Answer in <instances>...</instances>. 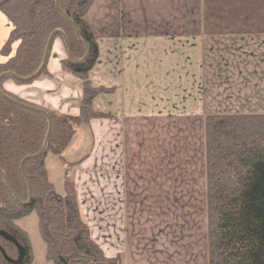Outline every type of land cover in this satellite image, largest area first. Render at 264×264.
<instances>
[{
    "label": "crops",
    "instance_id": "obj_1",
    "mask_svg": "<svg viewBox=\"0 0 264 264\" xmlns=\"http://www.w3.org/2000/svg\"><path fill=\"white\" fill-rule=\"evenodd\" d=\"M86 19L100 47L92 81L114 88L95 106L113 115L90 121L87 156L47 161L52 181L62 191L69 168L92 236L126 264H209L206 117L264 112V0H94ZM12 28L0 10V62L16 52L18 42L2 53ZM65 55L56 39L46 73L6 87L78 113L82 81L63 70ZM183 149L198 155L199 178L183 174ZM17 223L31 264H55L37 213Z\"/></svg>",
    "mask_w": 264,
    "mask_h": 264
},
{
    "label": "trees",
    "instance_id": "obj_2",
    "mask_svg": "<svg viewBox=\"0 0 264 264\" xmlns=\"http://www.w3.org/2000/svg\"><path fill=\"white\" fill-rule=\"evenodd\" d=\"M93 1L59 0L66 17L57 0H0V10L13 23L2 53L9 55L12 44L18 42L16 52L0 62V75L14 72L27 77L35 73L43 63L49 37L57 29L64 31L74 55L84 58L75 61L59 33L37 76L47 72L54 43L61 39L66 47L61 58L63 70L83 82L77 114L50 109L5 85L7 81L22 85L33 80L8 75L0 82L1 90L20 102L0 93V264H14L1 247L13 259L21 254L9 235L24 249L19 264L32 263L28 232L17 223L32 212L38 215L47 258L55 264H121L120 259L106 256L92 238L69 168H65L63 190L59 191L47 164L50 153L65 164L69 162L66 153L80 127L94 118L113 115L95 106L97 98L114 88L94 84L91 78L100 58L98 40L86 19ZM37 108L48 112L52 130L45 151L29 157L42 149L49 130L48 117ZM205 128L209 264H264V112L208 114Z\"/></svg>",
    "mask_w": 264,
    "mask_h": 264
},
{
    "label": "rangeland",
    "instance_id": "obj_3",
    "mask_svg": "<svg viewBox=\"0 0 264 264\" xmlns=\"http://www.w3.org/2000/svg\"><path fill=\"white\" fill-rule=\"evenodd\" d=\"M93 3H94V1H93ZM96 38H97V36H96ZM8 82L9 81L5 82V85ZM82 87H83V82H82ZM83 90H84V87H83ZM82 97H83V95H82ZM103 104L109 105V101H106ZM215 104L218 105V106H221L222 105V102L221 101H217ZM50 109H53V110H56V111H59V112L65 113V114H72V113L66 112L65 110L54 109V108H50ZM79 111H80V108H79ZM217 113H222V112H217ZM212 114H216V113H212ZM188 136L190 137V133H188ZM81 138L84 139V141L86 139L87 140L84 142V144H83V142H81L82 143V147L79 148V146H75V145H76V141H79V139H81ZM90 138H91V133H90V130H89V123H88V124L83 125V126L80 127V129L78 131V134L75 136L74 141L71 143L70 148H69L70 151H69V153H66V156L68 157V159H70V160H76V159L80 158L82 155L90 152V143H92L91 142L92 140H90ZM183 138H184V134H183ZM191 140L194 141L193 138H191ZM193 153H194V150L187 151L186 149H183V151H182V162H183L182 170H183V174L195 173V176L197 178H199L200 175H201V172L200 171L202 170V163L200 162V160L198 158V155H196V154L193 155ZM47 161L50 162V166L52 167V165L54 164V162H57V161H60V160H59V158L56 155H53V154L50 153L48 155V157H47ZM68 175H69V173H68ZM72 177L74 178V176H72ZM74 184H75V179H74ZM195 199H198L199 201L201 200L199 198H195ZM184 205H185V202H184ZM38 226H39V224H38ZM92 238L95 240V238L93 236H92ZM96 243H98V242L96 241ZM103 250H104V253L106 254V256L120 259L121 264H126V260L124 259V257H125L124 255H122V256L121 255H119V256L114 255L113 256V254H110L109 252L105 251L104 248H103ZM151 252L152 253H155L154 251H151Z\"/></svg>",
    "mask_w": 264,
    "mask_h": 264
},
{
    "label": "water",
    "instance_id": "obj_4",
    "mask_svg": "<svg viewBox=\"0 0 264 264\" xmlns=\"http://www.w3.org/2000/svg\"><path fill=\"white\" fill-rule=\"evenodd\" d=\"M57 6H58L59 10L61 11V13H63V14L66 16V14L64 13V11L62 10V8H61V6H60L59 0H57ZM66 17H67V16H66ZM59 33L62 34V35L65 37L66 44H67V47H68V50H69V54H70V56H71L75 61H77V62H83V61H84V58H82V59H78V58L74 55L73 50H72V47H71V45H70V43H69V41H68V39H67V37H66L64 31H62V30H60V29H57V30H55V31H53V32L51 33V35H50V37H49V40H48V43H47V47H46V51H45V55H44V59H43V63H42V65L40 66V68H39L35 73H33L32 75L27 76V77H22V76H20V75L14 73V72H4V73H2V74L0 75V82H1L2 78H4L5 76H8V75H12V76L15 77L16 79H18V80H22V81H31V80L35 79L39 74H41V72L43 71L44 67L46 66V64H47V60H48V57H49L50 48H51V45H52V42H53V39H54V37H55L57 34H59ZM0 93H1L3 96H5L6 98H8V99L15 100V99L12 98L11 96H9V95L6 94L5 92H3V91L1 90V88H0ZM15 101H17V100H15ZM17 102H18V101H17ZM18 103H20V102H18ZM25 105H26V104H25ZM28 106H29V107H33V106H30V105H28ZM37 109H38L39 111H41L42 113H44V114L48 117V119H49V130H48V134H47V137H46V140H45V143H44L42 149H41L36 155H31V156H29V157H33V156L41 155V154L45 151L46 146H47V142H48V140H49V137H50V134H51V130H52V121H51V118H50V115L48 114V112H47L46 110H44V109H41V108H37ZM29 157H26V158H29ZM26 158H25L24 161L22 162V169H24L23 167H24V162H25ZM1 172H2V174L4 175V172H3L2 170H1ZM26 177H27V176H26ZM27 179H28V177H27ZM29 187H30V185H29ZM17 199H18L19 201H21L18 197H17ZM21 202H22V201H21ZM9 237H10L12 240H14L15 243L19 246V248H20V253H21V254H20V257L17 258V259L10 258V257L8 256V254L6 253V250L3 249L2 247H1V249H2L3 254L5 255V257H6L10 262H12V263H14V264H19V263H21V262L23 261V259H24V249H23L22 246L19 244V242H18L17 240H15V238H14L13 236L9 235Z\"/></svg>",
    "mask_w": 264,
    "mask_h": 264
},
{
    "label": "flooded vegetation",
    "instance_id": "obj_5",
    "mask_svg": "<svg viewBox=\"0 0 264 264\" xmlns=\"http://www.w3.org/2000/svg\"><path fill=\"white\" fill-rule=\"evenodd\" d=\"M7 253V252H6ZM11 258V257H10Z\"/></svg>",
    "mask_w": 264,
    "mask_h": 264
}]
</instances>
